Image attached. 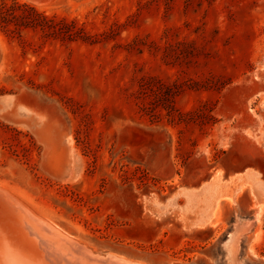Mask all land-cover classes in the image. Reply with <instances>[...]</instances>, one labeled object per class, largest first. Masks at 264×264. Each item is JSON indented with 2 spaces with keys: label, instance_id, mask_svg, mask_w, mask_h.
<instances>
[{
  "label": "rangeland",
  "instance_id": "rangeland-1",
  "mask_svg": "<svg viewBox=\"0 0 264 264\" xmlns=\"http://www.w3.org/2000/svg\"><path fill=\"white\" fill-rule=\"evenodd\" d=\"M19 1L62 32L0 31V248L34 258L17 197L103 258L230 264L241 223L264 264V0Z\"/></svg>",
  "mask_w": 264,
  "mask_h": 264
},
{
  "label": "bare ground",
  "instance_id": "bare-ground-1",
  "mask_svg": "<svg viewBox=\"0 0 264 264\" xmlns=\"http://www.w3.org/2000/svg\"><path fill=\"white\" fill-rule=\"evenodd\" d=\"M31 1L36 2L35 0H31ZM36 3H38V2H36ZM0 190H1V188H0ZM6 190H3V192L5 191V193H3L4 196L7 194ZM1 193L2 192L0 191V194ZM7 196H9V194ZM7 196L5 197V201H7L6 200ZM11 198L12 197L9 196V199H11ZM16 198H12V201L16 205H18L17 207L19 209L17 208V210L20 212V214L18 216L19 222H21L22 228L27 230V231L25 230L26 233L28 232L30 235H32V237L28 238V239H31V240L34 239L33 240L34 245L32 246L34 258L33 259H29V258L26 259V258L20 257L19 254L17 255L14 253V249H13V251L9 250L11 247L10 248L8 247V249H6V248L1 249L0 248V252L2 251V253H1L2 256L0 254V257L2 258L3 264H142L139 262L137 263V262H133V261H129V260H123L122 258H116V257H113L111 255L107 256L106 258H103L99 255L93 254L92 252L85 250L82 247V244L75 242L76 239L74 240V238H73V240H72L71 239L72 237L70 238L69 236H67V233H63L60 229H57L56 227H54V225H52L50 222L46 221L45 218L42 219L43 215H41L42 218L40 217V215L38 217L36 214L33 213L32 207H31L32 208V211H31L29 208H27V206H28L27 203L24 206V204L22 202L16 200ZM1 201H2V203H4L3 200H1ZM6 203L8 204V201ZM13 203H11V204H13ZM8 205H10V204H8ZM8 205H7V207H8ZM2 209L4 212L5 210L3 207H2ZM2 209H0V210H2ZM261 211H262V205L260 203L255 204L254 216H253V218L248 219L247 221H245L242 224L244 226V228H247L249 225L256 223L257 220H259V218H260L259 215H260ZM10 214H12V213H10ZM13 214H15V213H13ZM13 214H12V217H14ZM9 216H11V215H9ZM8 219L10 220V218H8ZM12 221H13V218H12ZM6 222L8 223V221H6ZM14 223H15V221H13V225H14ZM11 224L12 223H10V225ZM53 224H55V223H53ZM240 225H241V223L235 225L233 232L230 233L228 239L225 241V244H224L225 250L227 252V257L229 260L228 262H230V264H239L237 261V248H238V242H239V239L241 237V234H243V232H244L243 227H240ZM9 227H11V226H9ZM20 227H21V225H20ZM0 228L2 229V227H0ZM18 229H20L19 226H18ZM3 233H7V231L5 230V232L3 231ZM23 233H25V232H23ZM13 235H14V233H13ZM11 236H12V233H11L10 237ZM10 237H8V239ZM28 237H30V236H28ZM5 239H7V238H5ZM5 239H3V240H5ZM23 240H24V238H23ZM10 241H8V242L10 243ZM19 241H20V239H19ZM25 241L28 242V240H25ZM22 244L23 243H21L20 246ZM28 244H31V243L28 242ZM0 245H1V243H0ZM29 246L31 247V245H29ZM14 247H16V246H14ZM15 250H17V249L15 248ZM22 253L23 252H21L20 255L23 256L24 254H22ZM27 253H29V251Z\"/></svg>",
  "mask_w": 264,
  "mask_h": 264
},
{
  "label": "trees",
  "instance_id": "trees-1",
  "mask_svg": "<svg viewBox=\"0 0 264 264\" xmlns=\"http://www.w3.org/2000/svg\"><path fill=\"white\" fill-rule=\"evenodd\" d=\"M37 27L50 33L62 32L54 18H49L35 6L19 0H0L1 32L21 39L23 29Z\"/></svg>",
  "mask_w": 264,
  "mask_h": 264
},
{
  "label": "crops",
  "instance_id": "crops-1",
  "mask_svg": "<svg viewBox=\"0 0 264 264\" xmlns=\"http://www.w3.org/2000/svg\"><path fill=\"white\" fill-rule=\"evenodd\" d=\"M261 75L264 76V72H261ZM248 100L252 102L253 111H254L253 115L258 122L257 127L261 129V127H263L264 125V80L262 84L255 86L254 93ZM259 139L260 140L264 139V134L256 135V137L254 138L255 143H258L260 145L258 141ZM218 203L219 201L215 202L214 204L217 205Z\"/></svg>",
  "mask_w": 264,
  "mask_h": 264
}]
</instances>
